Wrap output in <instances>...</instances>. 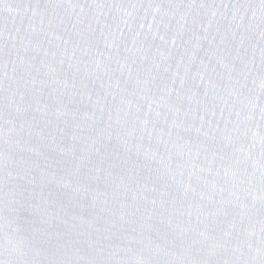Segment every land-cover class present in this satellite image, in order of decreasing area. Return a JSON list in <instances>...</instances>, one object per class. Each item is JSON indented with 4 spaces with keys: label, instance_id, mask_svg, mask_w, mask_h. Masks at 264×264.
Here are the masks:
<instances>
[{
    "label": "water",
    "instance_id": "1",
    "mask_svg": "<svg viewBox=\"0 0 264 264\" xmlns=\"http://www.w3.org/2000/svg\"><path fill=\"white\" fill-rule=\"evenodd\" d=\"M0 264H264V0H0Z\"/></svg>",
    "mask_w": 264,
    "mask_h": 264
}]
</instances>
